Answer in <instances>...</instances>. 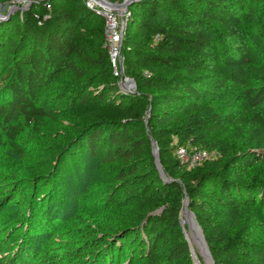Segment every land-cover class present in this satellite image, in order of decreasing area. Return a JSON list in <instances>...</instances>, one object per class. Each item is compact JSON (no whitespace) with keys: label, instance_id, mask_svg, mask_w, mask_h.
<instances>
[{"label":"trees","instance_id":"16d2710c","mask_svg":"<svg viewBox=\"0 0 264 264\" xmlns=\"http://www.w3.org/2000/svg\"><path fill=\"white\" fill-rule=\"evenodd\" d=\"M127 12L122 66L134 91L119 87L106 47L87 44L90 26L103 37V18L85 0L35 1L0 19V146L20 154L25 127L78 121L29 180L0 172V207L16 203L27 225L5 264H33L43 234L62 228L71 243L41 264H194L185 195L215 264H264V183L250 175L264 162V0H137ZM234 89L248 115L229 109ZM226 129L242 148L215 138ZM178 146L216 156L188 169ZM96 167L95 205L77 212L71 194Z\"/></svg>","mask_w":264,"mask_h":264},{"label":"rangeland","instance_id":"374dc122","mask_svg":"<svg viewBox=\"0 0 264 264\" xmlns=\"http://www.w3.org/2000/svg\"><path fill=\"white\" fill-rule=\"evenodd\" d=\"M110 1V0H109ZM122 1V0H121ZM119 2V1H116ZM90 7V6H89ZM91 9H95L94 7H90ZM8 6H6L5 10L1 13L4 15L7 13ZM96 10V9H95ZM100 15L99 12H97ZM243 14V13H242ZM101 16V15H100ZM102 17V16H101ZM100 23H102L100 21ZM126 24V23H125ZM249 27L247 21H244L241 27V32H245ZM263 27L260 25L256 27V29ZM125 29V25H124ZM255 29V28H254ZM95 30L92 26L88 27L85 32L86 42L90 46L91 50H95L99 46H105L103 37L102 38H94L95 33L92 32ZM101 34L103 30L100 31ZM122 60L123 55L121 54ZM122 75L124 78H130L125 74L124 68L122 66ZM69 76V75H68ZM65 75L63 79H60L56 88H66L68 86V80L70 77ZM120 79L118 78V84ZM98 84V83H94ZM94 84L92 86H94ZM125 84V83H124ZM129 86L128 83L125 86ZM120 87V86H119ZM121 88V87H120ZM123 89V88H122ZM127 90V89H125ZM131 91V90H127ZM236 96V101L229 107V109L233 112H238L241 114L248 115L251 112V109L246 104L245 98L243 96L241 89L230 90L225 94V98ZM68 114V113H67ZM64 118H59V122H52L50 126L46 129H42L40 131H34L29 126L25 127V130L22 134L19 135L18 143L23 149L22 153L17 154L10 150V148L6 145L0 146V172H11L18 178L23 180H29L30 176L34 171L38 170L40 166H42V162L50 155L57 145V143L61 140L59 136H63L67 134L70 130L73 129L77 124V119L70 115H67ZM40 132V133H38ZM215 138L222 142L223 144L231 147H235L240 149L244 144V136L239 139L235 136L233 130L226 129L219 131L216 133ZM59 137V139H56ZM216 154L214 152H210L208 158L204 161L214 158ZM96 167L89 178L88 182L85 184V189L82 191L83 187H78L77 191H73L71 196L74 199L73 203L77 209V212H83L85 209L92 208L96 202V190L99 187V174L96 173ZM250 175H256L259 180L264 183V162L259 165H255L250 172ZM28 183H25L27 185ZM79 183L77 186H80ZM184 199V198H183ZM184 207L180 210L179 216L181 220V231L184 233V236L187 235L190 240V234L188 229V224L186 223V219L183 215ZM254 210V211H253ZM256 209H250L248 212L250 214L251 220L254 221V217H256ZM19 206L16 203L5 204L0 207V264H5L12 254V251L15 248V244H17L20 236L23 235L24 226H27L26 223H17V218L21 214ZM73 211H70V214ZM26 222V221H25ZM260 221H257L255 225H257L256 229L259 228ZM16 230V232H15ZM16 233V235H14ZM44 237L41 243L37 244L35 249V260L33 264H41L44 263L46 259L49 258L50 254H57L62 252L66 247L71 243V236L69 233L65 232L64 229L58 230H50L45 232ZM13 242V245H11ZM190 242V241H189ZM191 243L192 256L198 261V264H204L202 256L197 251L196 246ZM191 256V257H192ZM193 260V258H192ZM125 264V263H122Z\"/></svg>","mask_w":264,"mask_h":264},{"label":"built area","instance_id":"2783aa9c","mask_svg":"<svg viewBox=\"0 0 264 264\" xmlns=\"http://www.w3.org/2000/svg\"><path fill=\"white\" fill-rule=\"evenodd\" d=\"M35 1L41 0H10L8 6L23 7ZM85 3L90 7H94L102 16L103 39L112 74L120 81L126 82L127 78L123 79L122 75L121 43L125 21L128 16L127 10L110 9L95 0H85ZM46 7L49 8V5L47 4ZM174 153L181 164L186 165L188 169H192L208 158L210 152L198 147L187 149L184 146H178Z\"/></svg>","mask_w":264,"mask_h":264},{"label":"water","instance_id":"95a60500","mask_svg":"<svg viewBox=\"0 0 264 264\" xmlns=\"http://www.w3.org/2000/svg\"><path fill=\"white\" fill-rule=\"evenodd\" d=\"M95 1H97L98 3L108 7L110 9L127 10L128 6H130L133 2H135L137 0H122L120 2H112V1H109V0H95ZM31 4L32 3L30 2L26 6H23V7H17V6L9 5L7 13L4 14V15L1 12L5 10L6 5L2 4L0 6V19L9 16L12 12H14L16 10H19L21 12L25 11V10H28L31 7ZM128 81H129V86L128 87L124 85L123 81H119V86L121 88H123V89L134 91L135 90V82H134L133 78H131V77L128 78ZM151 153H152V155L154 157V163H155V166H156V168H157V170L159 172V175L163 179H166V176H165V174L163 172V169H162L160 161H159L157 145H156V142L153 139H151ZM183 207H184L183 212L188 218L189 233L192 236H194L195 238H196V236L201 235L202 240H203V245H205L206 248H208V245L206 243L205 237L203 235V231H202L199 223L197 222L194 213L188 208V202H187V196L186 195L184 196V199H183ZM180 222H181V220H180ZM185 237H186L187 241L189 242V239H188L187 235H185ZM189 247H190V253H191V256H192L191 243L190 242H189ZM208 254L211 257V253H210L209 248H208ZM192 258H193L194 264H197L195 258L193 256H192ZM212 264H215L213 258H212Z\"/></svg>","mask_w":264,"mask_h":264},{"label":"bare ground","instance_id":"6f19581e","mask_svg":"<svg viewBox=\"0 0 264 264\" xmlns=\"http://www.w3.org/2000/svg\"><path fill=\"white\" fill-rule=\"evenodd\" d=\"M125 84L126 83H128L129 84V81H128V78H127V80H126V82H124ZM124 84V85H125ZM127 87H128V85H127ZM183 213V215H184V217H185V219H186V223L188 224V218H187V216L184 214V212H182ZM190 234V233H189ZM190 242H192V244L194 245V246H196V248H197V251L199 252V254L202 256V258H203V261H204V264H212V255H211V257H210V255L208 254V248H206V246L205 245H203V240H202V237H201V235H198V236H196V238L194 237V236H192L191 234H190V240H189ZM191 252H192V250H191ZM196 260V259H195ZM197 264H198V261H197Z\"/></svg>","mask_w":264,"mask_h":264}]
</instances>
